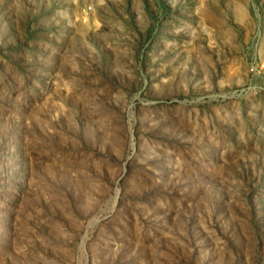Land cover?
Returning a JSON list of instances; mask_svg holds the SVG:
<instances>
[{
	"label": "rangeland",
	"instance_id": "rangeland-1",
	"mask_svg": "<svg viewBox=\"0 0 264 264\" xmlns=\"http://www.w3.org/2000/svg\"><path fill=\"white\" fill-rule=\"evenodd\" d=\"M0 264H264V0H0Z\"/></svg>",
	"mask_w": 264,
	"mask_h": 264
}]
</instances>
